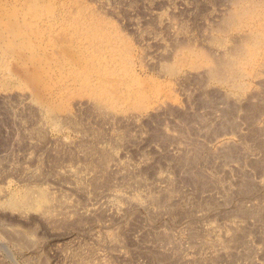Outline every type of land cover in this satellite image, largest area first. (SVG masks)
<instances>
[{
  "label": "rangeland",
  "instance_id": "374dc122",
  "mask_svg": "<svg viewBox=\"0 0 264 264\" xmlns=\"http://www.w3.org/2000/svg\"><path fill=\"white\" fill-rule=\"evenodd\" d=\"M236 1L0 0V264H264V69L237 97L180 63ZM92 60L154 85L99 100Z\"/></svg>",
  "mask_w": 264,
  "mask_h": 264
},
{
  "label": "bare ground",
  "instance_id": "6f19581e",
  "mask_svg": "<svg viewBox=\"0 0 264 264\" xmlns=\"http://www.w3.org/2000/svg\"><path fill=\"white\" fill-rule=\"evenodd\" d=\"M233 5L235 6V9L232 12L230 11L231 13L228 15L226 19H224L223 24L227 28H235L237 25L240 28H243L241 39L239 38L240 41L237 43L235 41L236 44L230 49L228 53L219 56L217 59H211V60L204 59V61H202L201 63L197 62L198 59H200V56L198 54L187 50L183 53L184 56H182L183 58L180 63L182 65L188 64V66L191 67L192 69L201 68L199 66L202 64L203 65L202 68H204L205 71L207 72L206 74L209 81H214V82L216 81L218 83L225 84L226 86H228L229 89H234L237 91L235 93H232V95L239 97L241 93L244 92L243 90L244 85L239 82L241 78L243 77L248 78L250 76H253L257 72L262 71V69H264V29L260 23L261 19H264V0H240L234 2ZM61 40H66V39H61ZM58 41H60L59 37H58ZM65 49L67 48L63 47V50ZM84 61L85 63H88L89 58L86 59L84 58ZM89 64L92 66L90 67V69L94 71L96 78L84 79L83 85L86 88L87 87L90 88L91 93L95 96L97 95L99 97V100H102L104 98V100H108L110 102H114V101L119 102L124 100H127L129 102H141L142 99H144L145 95L147 94L146 87L150 86L151 84L154 85L151 79L149 81L133 80L131 82H127L121 78L110 79L108 77L118 76L119 74L110 70L109 67L107 69L106 68L103 69L100 66V64H98L94 60H92ZM83 67L84 69L87 70L88 64H85V66ZM257 69L259 71H257ZM69 81L70 80H68V82ZM123 88H126V90L125 91L119 90ZM30 91H32V89ZM231 92L233 91L231 90ZM31 93L32 96L36 95V94L33 95V93L35 92H31ZM18 199H19L18 196L16 195L12 196L9 199V203L11 204V206L16 207L19 205V203L20 204L24 203L26 200L25 198H23L20 202Z\"/></svg>",
  "mask_w": 264,
  "mask_h": 264
}]
</instances>
